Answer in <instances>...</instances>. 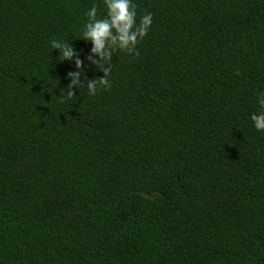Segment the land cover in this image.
<instances>
[{"label": "trees", "instance_id": "obj_1", "mask_svg": "<svg viewBox=\"0 0 264 264\" xmlns=\"http://www.w3.org/2000/svg\"><path fill=\"white\" fill-rule=\"evenodd\" d=\"M132 3L93 96L104 0H0V264H264V0Z\"/></svg>", "mask_w": 264, "mask_h": 264}, {"label": "clouds", "instance_id": "obj_2", "mask_svg": "<svg viewBox=\"0 0 264 264\" xmlns=\"http://www.w3.org/2000/svg\"><path fill=\"white\" fill-rule=\"evenodd\" d=\"M104 3L107 8L106 17L98 18V9L95 5L92 6L87 13L88 22L83 31V40L91 41L92 52L100 57V63L97 66L104 71L105 75L104 79L87 84L89 94L93 96L98 90L111 87L108 80L111 67L104 69V65H110L112 56L118 51L138 56L137 46L148 34L153 21L152 14L146 13L137 23L136 5L132 3V0H104ZM51 46L53 49L60 50L61 60L72 58V50L63 42L53 40ZM76 67L77 69L82 67L79 60H77ZM80 74V71L69 74L72 78V85H69V88L76 86ZM68 97L70 100L75 97V94L69 91ZM58 100L60 103L65 102L63 98H58ZM260 105L264 108V99H261ZM251 119L258 131L264 130V112L259 115L253 114Z\"/></svg>", "mask_w": 264, "mask_h": 264}]
</instances>
